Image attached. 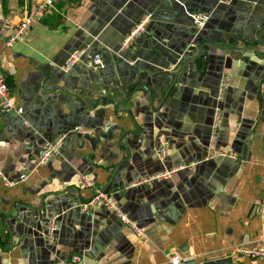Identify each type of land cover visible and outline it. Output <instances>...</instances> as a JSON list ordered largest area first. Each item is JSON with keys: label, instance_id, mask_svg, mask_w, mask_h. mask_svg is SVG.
<instances>
[{"label": "crops", "instance_id": "1", "mask_svg": "<svg viewBox=\"0 0 264 264\" xmlns=\"http://www.w3.org/2000/svg\"><path fill=\"white\" fill-rule=\"evenodd\" d=\"M39 1L0 0V70L22 109L0 106L6 177L0 178V264H70L72 255L86 253L89 264H172L173 254L186 264L220 257L264 264L231 250L238 244L264 249L257 214L264 195V59L252 50L205 47L207 61L189 62L166 92L190 42L187 57L206 41L234 49L251 43L264 28V0H55L7 45ZM197 12L209 14L200 39L191 17ZM148 14L147 31L117 55ZM81 48H87L81 59L63 71ZM94 52L107 59L104 67L91 66ZM225 76L211 145L215 94ZM61 135L59 153L39 163L44 144ZM159 135L170 141L163 162L155 153ZM174 167L167 179L136 183ZM80 175L94 186L81 185ZM106 186L143 236L103 203L80 208ZM54 219L50 242L46 231Z\"/></svg>", "mask_w": 264, "mask_h": 264}, {"label": "built area", "instance_id": "2", "mask_svg": "<svg viewBox=\"0 0 264 264\" xmlns=\"http://www.w3.org/2000/svg\"><path fill=\"white\" fill-rule=\"evenodd\" d=\"M233 0H220V2L224 4H229ZM55 0H41L39 1L33 9L25 14L21 19L20 23L16 26L10 37L8 38L6 44L11 45L16 39L21 38L32 26V24L41 19L44 14L54 8ZM209 18V14L205 12H199L194 16V23L198 29H201ZM150 19V14L145 15L136 25L135 27L128 33L122 40L121 49L125 50L131 46L135 37H137L140 33L146 32V26ZM85 53V48L76 49L70 53V55L66 58L64 63L60 66L63 71H68L71 69L82 57ZM0 59H1V52H0ZM92 64L96 68L104 67V59L102 54L96 53L93 56ZM229 81L228 76L222 78L220 85H219V92L217 101L222 99V95L227 88V83ZM260 90L264 94V77L260 81ZM0 106L4 109H16L17 113H21V108H16L13 102L12 95L10 94L8 84L5 80L3 73L0 70ZM221 117V107L217 105L214 108V117L213 123L211 125V132H210V144H214L218 132V127L220 123ZM64 140V135H61L55 138L53 141H50L44 144L40 156H39V163H45L52 155L58 154L60 151V147L62 146ZM170 146L169 139L159 135L157 136V147L155 149V153L159 161H164L167 156L168 148ZM224 154V153H223ZM231 154L230 156H232ZM234 156V155H233ZM176 168H163L159 171H156L152 174L142 176L136 183H145L150 185L155 181H161L167 179L172 176L173 172ZM0 178L6 179L2 172L0 171ZM79 183L84 186H94V182L87 178L85 175H80L78 179ZM97 203H103L109 210L113 211L117 216L124 221L126 224L129 225L132 231L135 232L138 236H143L142 231L137 227V225L130 221L127 216L118 208L117 201L115 196L110 191H102L96 190L92 197L82 203L80 208L84 211L89 210L91 207L96 205ZM257 214L259 219L261 220L262 224L264 225V195L261 197L258 205H257ZM54 221V220H53ZM56 230L55 221L51 222L47 229V239L52 242L54 240V232ZM232 253L237 255H247L252 258L259 257L264 259V249H258L242 244L234 245L231 248ZM82 255H72L70 258V264H76L82 260ZM168 259L172 264H186V262L182 259V257L178 254L168 255Z\"/></svg>", "mask_w": 264, "mask_h": 264}, {"label": "water", "instance_id": "3", "mask_svg": "<svg viewBox=\"0 0 264 264\" xmlns=\"http://www.w3.org/2000/svg\"><path fill=\"white\" fill-rule=\"evenodd\" d=\"M235 0H233L232 2H234ZM232 2H230V3H232ZM229 3V4H230ZM197 13H199V12H197ZM197 13H192V15H191V17H192V20H193V22H194V16L197 14ZM206 24H207V22L205 23V25L201 28V29H198L196 26H195V37H196V39H200V37H201V31H202V29L206 26ZM123 40V39H122ZM250 40V42L251 43H248V44H245V45H243L242 47H240V48H237V49H234V48H230V47H228V46H226V45H218V44H216V43H214V42H208V41H206V42H203V43H201L200 45H199V54L198 55H194V56H192V57H187V56H189V55H187L186 56V54L187 53H189V52H191V48H190V46H191V42L188 44V47L186 46L185 48H184V50H182L181 52H179V54H178V56H177V62H181L185 57H186V59L184 60V62L182 63V65L179 67V69L175 72V74H174V77H173V80H172V84L168 87V89H167V93H168V91L170 90V89H172V87L174 86V83L176 82V80H177V77H178V73L182 70V69H184L185 67H186V65L189 63V62H193V61H195L197 58H199L200 56L202 57V59L206 62L207 61V59H208V56L207 55H203L204 53H205V47H213V46H221V47H224V48H227V49H231V50H236V51H238V52H241V53H245L246 51H248V50H252L253 51V53L258 57V58H260V59H264V54L263 53H260V51H259V47L260 46H264V28L262 29V30H260V31H257L256 32V34L254 35V37L253 38H251V39H249ZM121 43H122V41H121ZM121 49V45H120V47H119V49L116 51V54L117 55H121V51L122 50H120ZM86 50H87V48H85V52H86ZM124 51V50H123ZM97 52H94L92 55H91V66H93V64H92V59H93V56L96 54ZM102 54H104L106 57H108V52L107 51H102ZM84 55V54H83ZM82 55V56H83ZM106 58H105V60H104V63H106ZM248 61V60H247ZM94 67V66H93ZM261 81V80H260ZM260 81H259V83H260ZM220 85V84H219ZM150 86V85H149ZM228 86V85H227ZM137 87V88H136ZM136 87L131 91V92H134L135 90H137L138 88H139V85L137 84L136 85ZM144 89H145V91L147 92V94H148V97H149V101L151 102L152 101V96H151V91H150V89L146 86V85H144V86H142ZM218 92H219V87H218V89L216 90V94H215V99H216V104H215V107L217 106V105H219L220 107H221V103H222V101H223V97H224V93H225V91H224V93H223V95H222V99L220 100V101H217V97H218ZM156 147H157V145H156ZM109 186V185H108ZM108 186H106L102 191H106V189L108 188ZM54 221H55V219H54ZM47 232V231H46ZM90 260H91V258H90V256H89V254H85L83 257H82V260L80 261V262H78V263H76V264H89V262H90ZM204 264H233L232 263V260H231V258L230 257H220V258H215V259H209V260H207V261H205L204 262Z\"/></svg>", "mask_w": 264, "mask_h": 264}]
</instances>
